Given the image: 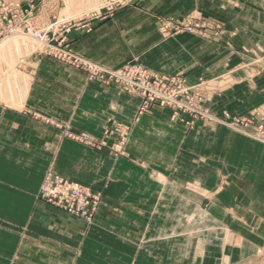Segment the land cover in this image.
Listing matches in <instances>:
<instances>
[{
  "label": "rangeland",
  "instance_id": "rangeland-1",
  "mask_svg": "<svg viewBox=\"0 0 264 264\" xmlns=\"http://www.w3.org/2000/svg\"><path fill=\"white\" fill-rule=\"evenodd\" d=\"M130 10L134 17L149 21L156 35L153 46L179 35L194 38L201 44L195 49L202 50L198 67L190 73H167L148 68L136 55L111 68L76 49L80 37L95 25ZM131 39L128 33L123 40ZM211 48L231 57L214 74ZM45 59L81 73L85 83L115 85L137 95L140 103L132 121L109 116L95 136L29 107ZM232 90L234 96L227 101L226 93ZM0 108L29 115L57 129L61 137L139 165L127 144L141 115L165 114L187 138H200L188 146L183 143L179 151L189 153L182 160L200 168L186 171L185 181L175 186L176 195L170 193V199L181 196L186 200L159 199L143 215L104 218L100 225L105 232L98 235V241L90 235L82 254L74 246L67 253L73 254L72 263L62 260L59 264H264V196L254 202L255 196L247 193L248 183L256 177L234 169L232 162H241L240 154L232 156L231 147L220 142L222 138L210 136V131L221 129L246 139L251 161L258 157L253 147H264V0H0ZM216 142L217 153L210 154V143ZM239 142L235 139L232 145ZM214 171L216 183L211 189L191 179L199 177L207 183L215 179ZM47 173L67 179L51 169L43 178ZM176 176L177 172L171 175ZM152 177L159 183L163 179L158 171ZM67 180L95 199L89 221L69 214L85 227H93L104 193ZM39 190L36 198L42 201ZM133 228L145 229L127 233ZM120 240L135 248L119 249L115 243Z\"/></svg>",
  "mask_w": 264,
  "mask_h": 264
},
{
  "label": "crops",
  "instance_id": "crops-1",
  "mask_svg": "<svg viewBox=\"0 0 264 264\" xmlns=\"http://www.w3.org/2000/svg\"><path fill=\"white\" fill-rule=\"evenodd\" d=\"M124 14L95 25L92 32L80 37L76 49L111 68L119 67L124 60L136 55H140L148 68L167 73H190L198 67L202 50L195 49L201 44L194 38L179 35L153 46L156 35L149 21L134 17L131 10ZM128 33L133 39L126 42L123 39ZM209 54L215 61L213 74L221 71L222 64L231 59L217 48H211ZM233 90L226 93L227 101L234 96ZM139 103L137 95L125 93L115 85L101 87L85 83L81 73L46 59L39 67L28 99L29 107L57 120L68 121L73 128L95 136L100 134L109 116L123 122L132 121ZM223 131H210V136L222 138L220 142L231 147L232 156L240 154L241 162L230 161L234 169L255 175L256 179L248 183L247 193H252L257 202L264 196V147H253L258 157L251 161V147L245 143L246 139ZM199 139L194 135L187 138L186 132L170 123L165 114L141 115L127 144V151L139 159V165L61 137L57 129L29 115L0 108V264L71 262L73 254L67 253L73 252L74 246H79L80 255L90 235L98 241V235L105 232L100 225L104 218L143 215L159 199L186 200L181 196L170 199V193L176 195L175 186L185 181L186 171L200 169L199 164L182 160L189 153L179 152L183 143L188 146ZM235 139L241 140L240 145H232ZM209 153H217V142L210 143ZM47 169L104 193L95 217L96 225L85 227L77 217L36 198ZM209 169L212 168L209 166ZM153 171L163 176L160 183L153 179ZM174 172L177 176L171 177ZM214 172L211 174L215 179L207 183L199 177L191 179L211 189L216 183L217 171ZM159 190L161 193L157 196ZM144 229L133 228L127 233H140ZM75 238L82 241L77 244ZM115 245L119 249L135 248L121 240ZM69 255L71 258H67Z\"/></svg>",
  "mask_w": 264,
  "mask_h": 264
},
{
  "label": "built area",
  "instance_id": "built-area-1",
  "mask_svg": "<svg viewBox=\"0 0 264 264\" xmlns=\"http://www.w3.org/2000/svg\"><path fill=\"white\" fill-rule=\"evenodd\" d=\"M39 199L68 214L89 221L95 210V199L82 186L56 174L47 173L39 190Z\"/></svg>",
  "mask_w": 264,
  "mask_h": 264
}]
</instances>
